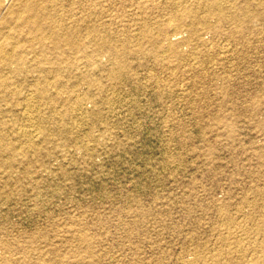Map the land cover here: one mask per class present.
Here are the masks:
<instances>
[{"label":"rangeland","instance_id":"obj_1","mask_svg":"<svg viewBox=\"0 0 264 264\" xmlns=\"http://www.w3.org/2000/svg\"><path fill=\"white\" fill-rule=\"evenodd\" d=\"M41 1L0 0V264H264V0Z\"/></svg>","mask_w":264,"mask_h":264},{"label":"bare ground","instance_id":"obj_2","mask_svg":"<svg viewBox=\"0 0 264 264\" xmlns=\"http://www.w3.org/2000/svg\"><path fill=\"white\" fill-rule=\"evenodd\" d=\"M29 1H30V0H29ZM42 1H43V0H42ZM42 1H41V4H42ZM52 1H53V0H52ZM52 1H51V2H52ZM25 2H26V1H25ZM51 2H50V3H51ZM26 3H27V2H26ZM44 3H45V2H44ZM50 5H51V4H50ZM218 8H219V7H218ZM221 9H222V8H221ZM25 13H26V12H25ZM172 17H173V16H172ZM33 18H34V17H33ZM176 18H177V17H176ZM174 19H175V18H174ZM170 21H171V20H170ZM175 21H177V20H175ZM175 21H173V22H175ZM14 46H15V45H14ZM60 63H61V62H60ZM262 225H263V224H262ZM263 228H264V226H263ZM235 252H236V251H235ZM239 254H240V253H239ZM256 258H257V257H256ZM258 258H259V257H258ZM259 259H260V258H259ZM257 261H258V260H257Z\"/></svg>","mask_w":264,"mask_h":264}]
</instances>
